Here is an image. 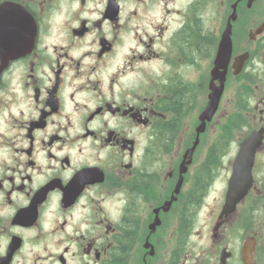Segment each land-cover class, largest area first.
<instances>
[{"label":"flooded vegetation","instance_id":"af4514ba","mask_svg":"<svg viewBox=\"0 0 264 264\" xmlns=\"http://www.w3.org/2000/svg\"><path fill=\"white\" fill-rule=\"evenodd\" d=\"M0 264H264V0H0Z\"/></svg>","mask_w":264,"mask_h":264},{"label":"water","instance_id":"95a60500","mask_svg":"<svg viewBox=\"0 0 264 264\" xmlns=\"http://www.w3.org/2000/svg\"><path fill=\"white\" fill-rule=\"evenodd\" d=\"M19 17H20V15L18 14V19H19ZM202 119H203V120H201L202 121V124L199 127L198 132H202L203 131V128H204V125H205V121L206 120H204L205 119L204 116L202 117Z\"/></svg>","mask_w":264,"mask_h":264}]
</instances>
